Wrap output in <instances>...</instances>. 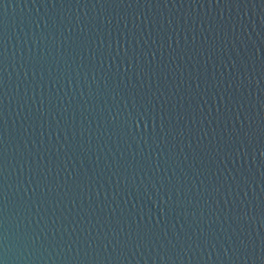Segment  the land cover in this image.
<instances>
[{
    "label": "water",
    "instance_id": "obj_1",
    "mask_svg": "<svg viewBox=\"0 0 264 264\" xmlns=\"http://www.w3.org/2000/svg\"><path fill=\"white\" fill-rule=\"evenodd\" d=\"M0 120L3 264H264V0H0Z\"/></svg>",
    "mask_w": 264,
    "mask_h": 264
},
{
    "label": "snow or ice",
    "instance_id": "obj_2",
    "mask_svg": "<svg viewBox=\"0 0 264 264\" xmlns=\"http://www.w3.org/2000/svg\"><path fill=\"white\" fill-rule=\"evenodd\" d=\"M155 120V116L150 114L147 109H138L135 104L127 111L124 123L128 127L135 126V129L137 132L141 129V123H143V132L144 134L147 133L148 124L147 121ZM2 128H3V122L0 120V134H2ZM155 130V127H154ZM247 135V133L245 134ZM264 155V153H262ZM6 160V156L2 150H0V171H2L3 162ZM3 193H0V196H2ZM261 214L264 215V207L261 209ZM262 248H264V242H262ZM0 264H3V261L0 260Z\"/></svg>",
    "mask_w": 264,
    "mask_h": 264
}]
</instances>
